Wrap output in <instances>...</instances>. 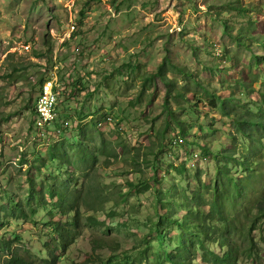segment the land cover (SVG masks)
<instances>
[{"label":"rangeland","instance_id":"374dc122","mask_svg":"<svg viewBox=\"0 0 264 264\" xmlns=\"http://www.w3.org/2000/svg\"><path fill=\"white\" fill-rule=\"evenodd\" d=\"M40 77L61 92L56 123L34 141ZM178 136L182 152L169 145ZM3 142L0 243L23 242L21 255L49 264L55 225L75 224L57 264H169L177 253L204 264L174 222L186 198L204 219L216 199L215 240L233 264H264V0H0ZM178 159L194 168L174 170ZM156 212L158 235L146 228Z\"/></svg>","mask_w":264,"mask_h":264},{"label":"trees","instance_id":"16d2710c","mask_svg":"<svg viewBox=\"0 0 264 264\" xmlns=\"http://www.w3.org/2000/svg\"><path fill=\"white\" fill-rule=\"evenodd\" d=\"M239 11L240 13H245L241 9ZM164 67H166L165 64H163V66L159 68L158 77L161 78L162 82H164L167 85L166 97L169 98L173 91L171 90L169 83H167L168 81L165 80L166 72L168 70L164 69ZM45 81L46 80L43 77L39 78L38 82L41 85V87L45 83ZM41 87H40V90H41ZM180 95L181 93H177L174 96L175 99H178ZM250 127H254V126H250V122L246 120L244 117H242V120L236 124L237 131L243 133L244 135H247V128L249 129ZM161 134L163 133L161 132ZM176 139L182 140V144L175 146L174 148L179 149L182 152L184 149H186L184 142L186 143L187 140L181 136H178V138ZM170 142H169V145H170ZM196 155H197V152H196ZM208 156L211 157L210 154H208ZM48 157L51 160L56 159V157L54 156L49 155ZM175 157L177 158V155H175ZM22 164L28 165L27 162H23ZM179 166L183 167L184 170H185V167L194 168L192 165H189L186 162V159L184 161H180V159H178V164L173 166L174 170H177ZM187 168L186 170H188ZM227 177L228 176H227L225 169L218 168L217 180L219 181L220 178L224 179ZM152 179L154 182V178ZM199 186H202L200 182H199ZM219 186L226 187L224 183H221V185L219 184L213 185L211 188L207 186H203L205 189H203L202 192L207 193V194H210V192H212L211 194H213L214 196H217L218 191L220 189ZM234 187L237 188L236 185ZM130 189H133V188L131 187ZM94 195L95 194L93 190L89 188L87 196L90 198L91 204L89 205V202H85V206L91 212L96 211L98 207V201L95 199ZM125 202L126 201L124 200V202L121 205L125 204ZM219 204H222V203L214 199L213 202H211V204L208 205V208L210 209V214L206 219H204L199 216L197 212V207L195 208L196 211L191 210L189 206H191L192 203L186 198V203L184 205V217L181 216L180 217L181 221L175 220L174 222V226L179 230V234L182 233L184 236L183 238H181L183 241H180V243H184L183 246H187V248L185 249L186 251L198 247L200 252L202 253V259H203L202 261L204 264H233V258L231 257L229 253L226 254L224 245L215 240L217 233H216V227L213 223L221 219L219 217L221 216V214H219L217 211V207ZM69 207L70 206H67V209ZM14 208L11 210L10 216H9L10 219H13V220L18 218L17 212L19 211L18 208L16 209ZM155 217H156L155 220H148V223L146 225V228H149L150 231H152L154 228L160 227L165 222V220L160 219L161 217L158 213H157V216ZM73 221L75 222V218H73ZM224 223H225V218H224ZM75 226L76 225L74 224V230H75ZM184 226H186L190 230L188 234H186L187 236L184 233ZM74 230L71 224H66L65 226L55 225V231L57 235L59 236V239H58L59 244L57 245V247H55L52 250L48 249V246H46L47 250H46V254L44 255V259H43L44 262L49 263V264H57L59 262L62 263V260H59V258L55 256V252L60 250L61 253H65L68 250L70 246L69 241H72L74 237V234H73ZM161 231L162 229H156L155 231L150 232V234L158 235L159 233L161 234ZM17 242H20V241H4L3 243H0L1 264H42L41 261L36 260L35 258L21 255L19 253L21 252V250L14 251L12 248ZM104 246L106 245L96 243L93 247V252H95V250L98 247H104ZM186 255H187L186 253L185 254H182V253L170 254V255H167L165 259L167 260L169 264H188L186 261L187 259ZM63 263L65 264L64 261ZM109 263H110V258L109 260H107V263L105 264H109Z\"/></svg>","mask_w":264,"mask_h":264},{"label":"built area","instance_id":"2783aa9c","mask_svg":"<svg viewBox=\"0 0 264 264\" xmlns=\"http://www.w3.org/2000/svg\"><path fill=\"white\" fill-rule=\"evenodd\" d=\"M73 30L74 26L71 27L70 33H72ZM60 92L61 86L56 79L49 78L42 85L34 105V112L37 118L32 126L34 131V141H37L48 134L47 129L51 126L53 127V125L56 123L58 119L57 108L59 106ZM181 144L182 140L174 139L170 146L175 147ZM4 145L5 142L0 144V151ZM21 167L24 169L26 165Z\"/></svg>","mask_w":264,"mask_h":264},{"label":"bare ground","instance_id":"6f19581e","mask_svg":"<svg viewBox=\"0 0 264 264\" xmlns=\"http://www.w3.org/2000/svg\"><path fill=\"white\" fill-rule=\"evenodd\" d=\"M25 247H24V243L23 242H21V243H16L14 246H13V250L14 251H17V250H21V249H24Z\"/></svg>","mask_w":264,"mask_h":264}]
</instances>
